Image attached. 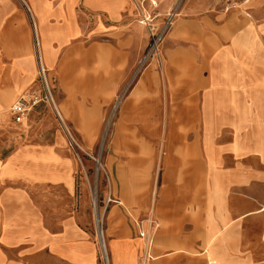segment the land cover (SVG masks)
<instances>
[{
  "label": "crops",
  "instance_id": "1",
  "mask_svg": "<svg viewBox=\"0 0 264 264\" xmlns=\"http://www.w3.org/2000/svg\"><path fill=\"white\" fill-rule=\"evenodd\" d=\"M25 2L0 0V73L10 60L12 90L33 77L36 37L42 60L62 73L61 60L83 52L86 35L107 32L106 55L121 73L147 50L143 16H178L165 44L166 64L178 73L167 70L164 80L185 83L175 105L188 112L170 121L199 123L200 131H142L140 122L156 120L146 116L132 120L139 141L128 147V112L146 101L135 97L120 115L114 136L125 146L108 157L117 199L108 211L112 264H142L143 248L156 253L144 264H264V0L225 1L220 14L214 0ZM148 81L157 86L159 77L149 72ZM8 97L0 93V102ZM176 137L187 142H166L163 153L141 145ZM59 165L50 149L36 147L0 157V264H100L83 226L87 191L76 195L74 164ZM126 208L144 220L150 241L129 237L136 229Z\"/></svg>",
  "mask_w": 264,
  "mask_h": 264
},
{
  "label": "rangeland",
  "instance_id": "2",
  "mask_svg": "<svg viewBox=\"0 0 264 264\" xmlns=\"http://www.w3.org/2000/svg\"><path fill=\"white\" fill-rule=\"evenodd\" d=\"M225 1L233 3L239 0H214L213 13L220 14L222 9L227 10ZM21 2L26 6L25 0H21ZM166 16L158 23L155 22L158 25L155 29L151 30L147 27L146 52L129 62L121 73L115 71L114 61L116 60L106 55L111 41L107 32L86 35L84 51L80 52L78 56H76L77 54L69 55L68 58L61 60L62 73L58 72L59 67L47 66L44 56L42 60L39 42L35 36V42L33 41L32 44L34 74L19 90H12L17 76L7 68L11 61L5 60L2 63L0 93L5 94L9 91V97L0 102V157H5L21 147L28 146L50 149L52 158L55 159L58 167H61L59 165L61 161H67L69 165L74 164L75 169L73 171L70 169V176L75 182L76 195L81 196L87 191L89 197V204L84 212V230L87 231L86 237L96 249L100 264H112L108 211L117 199L110 192L108 157L109 153L113 152L114 146L127 145L131 147L132 142H138V138L134 137L136 124H138V118L144 119L146 116H155L156 120L140 122L139 127L142 131L162 133L165 131L187 132L189 130L199 133L200 131L199 123L170 121L172 120L171 115H180L181 118L185 116L188 108L175 105L178 102L177 89L183 87L185 83H166L164 80V73L167 70L174 76H177L178 73L175 68L168 67L165 61V44L175 27L178 16L174 17L173 24L168 28L163 27ZM32 23H34L33 19ZM154 34H159L160 37L158 50L147 55ZM95 41H101L102 47L97 50L91 49V45ZM42 65L46 68V77L53 97L52 103L36 104L30 111L25 124H16L11 118L10 106L20 95L27 96L26 93L36 94L42 91V80L45 78L41 71ZM149 72H153L159 77L157 86L152 85L149 81L142 84ZM21 77L22 75L19 76V78ZM141 84L142 91L139 90ZM137 96L146 101L145 108L141 112L138 110L128 112L129 122L124 125L123 131L129 135L127 144L124 145L120 139H115L114 130L120 115L130 101ZM132 120L136 124H133ZM69 134H73L77 141L76 144L71 145ZM166 142L182 146V143H186L187 139L162 138L157 140L154 145L147 144L148 142L144 139L141 140V145L145 149L155 148L156 151L163 153L167 147ZM153 193H159V186L153 187ZM127 216L129 222L136 229V232L134 231L129 237H142L140 229L144 220L138 218V214L131 209H127ZM120 225L118 221L116 226ZM103 237H105V241ZM144 239L147 238L144 237ZM148 240L150 241L151 237ZM151 255H156V253L143 248L137 251L136 256L139 263L144 264L146 260L151 259Z\"/></svg>",
  "mask_w": 264,
  "mask_h": 264
},
{
  "label": "built area",
  "instance_id": "3",
  "mask_svg": "<svg viewBox=\"0 0 264 264\" xmlns=\"http://www.w3.org/2000/svg\"><path fill=\"white\" fill-rule=\"evenodd\" d=\"M177 15V13L172 10L170 11L165 20L163 21V27H169L174 22V17ZM141 23L149 27L151 30L155 29L158 25L155 23L154 18L150 15H144ZM156 36V37H155ZM159 34H154L152 37L151 45L149 46V50L147 52V55H150V53L154 52L155 50H158V44H159ZM41 71L44 79L42 80V91L38 92L33 95H22L16 102H14L10 106V115L13 119L14 123L19 125H24L26 120L28 119V116L30 114V111L32 108L41 102H47L49 104L52 103V92L51 88L48 82V79L46 77V68L42 65ZM69 140L71 145H74L77 143L76 139L74 138L73 134H69ZM140 234L142 237H146V232L142 228L140 229Z\"/></svg>",
  "mask_w": 264,
  "mask_h": 264
},
{
  "label": "bare ground",
  "instance_id": "4",
  "mask_svg": "<svg viewBox=\"0 0 264 264\" xmlns=\"http://www.w3.org/2000/svg\"><path fill=\"white\" fill-rule=\"evenodd\" d=\"M164 43V42H163ZM104 238V241H105V237H103Z\"/></svg>",
  "mask_w": 264,
  "mask_h": 264
}]
</instances>
